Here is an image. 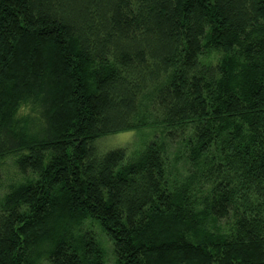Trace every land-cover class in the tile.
Returning <instances> with one entry per match:
<instances>
[{
    "label": "trees",
    "instance_id": "1",
    "mask_svg": "<svg viewBox=\"0 0 264 264\" xmlns=\"http://www.w3.org/2000/svg\"><path fill=\"white\" fill-rule=\"evenodd\" d=\"M0 47V264H264V0H0Z\"/></svg>",
    "mask_w": 264,
    "mask_h": 264
},
{
    "label": "rangeland",
    "instance_id": "2",
    "mask_svg": "<svg viewBox=\"0 0 264 264\" xmlns=\"http://www.w3.org/2000/svg\"><path fill=\"white\" fill-rule=\"evenodd\" d=\"M2 51L0 47V61ZM173 127H155L147 130H133L120 132L99 139L96 144L102 153L114 149H127L129 151L142 150L152 140L160 136L161 132H173Z\"/></svg>",
    "mask_w": 264,
    "mask_h": 264
}]
</instances>
